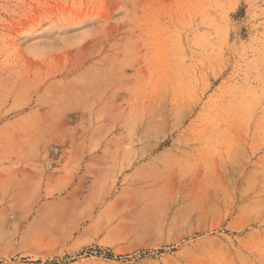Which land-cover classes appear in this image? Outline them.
Masks as SVG:
<instances>
[{"label":"rangeland","instance_id":"rangeland-1","mask_svg":"<svg viewBox=\"0 0 264 264\" xmlns=\"http://www.w3.org/2000/svg\"><path fill=\"white\" fill-rule=\"evenodd\" d=\"M0 264H264V0H0Z\"/></svg>","mask_w":264,"mask_h":264}]
</instances>
